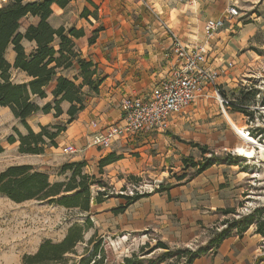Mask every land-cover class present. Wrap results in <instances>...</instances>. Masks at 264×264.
Here are the masks:
<instances>
[{"label":"crops","instance_id":"0c3cea01","mask_svg":"<svg viewBox=\"0 0 264 264\" xmlns=\"http://www.w3.org/2000/svg\"><path fill=\"white\" fill-rule=\"evenodd\" d=\"M204 1L188 0L185 3L182 0H75L74 3L80 12L88 8L92 13L88 19L80 18V14L73 11L65 12L59 6L54 5V13L49 19L54 28H67L73 23H76L78 25L76 28L79 27V29H90L91 24L103 27L101 35L99 34L100 37L98 36L94 44H90L87 37L75 40L83 56H90L91 60L98 65L103 82L99 93L86 97L85 109L56 139L57 147H47L44 154L32 156L40 157L39 161L46 162L62 148L65 153L68 146H74L78 152L71 156L70 161H85L88 164V162H98L108 154H115L120 159L104 168L106 176L115 180L116 175L144 174L145 167L150 166L156 156L162 158L163 162L172 160L173 163L176 162L175 165L182 164L186 158H192L195 161L207 158L208 154L203 155L199 148L193 147V143L207 147L214 153L236 151L238 141L228 139H138V141L119 139L106 150L94 145L106 127L121 121L123 116L121 103L124 97L146 96L167 76L173 60L170 52V30L177 34L184 43L197 45L204 41L203 30L206 21L211 18L224 17L223 11L217 14L210 7L200 8ZM206 2L209 4L211 0H206ZM73 17L75 20H72ZM23 21L36 24L38 19L27 17ZM234 21H229L231 26L216 34L207 45L210 50L211 67L220 74L226 70L223 66L227 52L225 38L229 32L235 33ZM30 24L25 28L22 25L20 32L24 34ZM23 45H28L31 49L35 47V43L26 40L23 41ZM6 56L10 63L14 62L13 48L8 49ZM66 73L68 71L63 72L64 75ZM23 75L26 77L25 74ZM53 88L54 85L48 89V97L43 99L47 101L43 102L42 106L52 101ZM203 102L202 97H197L195 102L182 114L188 115L192 111H197ZM194 107L197 109L195 110ZM63 115L56 118L54 113H38L30 119L34 118L40 128V126H47L60 120ZM179 116L172 117L170 128L173 126L178 130L181 125H184L185 116ZM16 128L22 134L27 133L24 127L16 126ZM246 128L249 126L246 125ZM15 144L19 146L18 142ZM154 150H157L155 154ZM58 159L66 161L63 158ZM252 162L259 161L252 160ZM86 168H90L89 165ZM163 174H168V172ZM259 176L258 172L241 169L237 164H218L190 181L183 180L181 185H173L165 194L142 198L122 213H114V209L126 204V201L120 197H112L101 204H93L92 212H97L98 227L104 229L100 236L106 239L108 235L106 231L120 232V237L123 238H120L119 244L123 245L131 233L148 228L162 232L168 224V215L172 212L176 213L177 208L179 211L186 209L183 213L191 214L195 220H198L197 216L200 214L190 209L207 203L214 204L215 199L210 201V195L213 197H218L219 194L230 195L235 198L227 203L220 201V204H216V208H221L225 204L230 207L235 206L239 197H243L248 182L250 180L261 181ZM196 223L194 222V225ZM196 227L191 229L193 237L198 235ZM191 230L188 231V235ZM185 238L183 236V239ZM192 264H264V237L256 233L255 225L242 235L234 232L221 243L215 253L201 256Z\"/></svg>","mask_w":264,"mask_h":264},{"label":"rangeland","instance_id":"374dc122","mask_svg":"<svg viewBox=\"0 0 264 264\" xmlns=\"http://www.w3.org/2000/svg\"><path fill=\"white\" fill-rule=\"evenodd\" d=\"M182 1L188 2V0ZM0 3H4V0ZM232 4L239 7L240 17L229 20L230 22L235 20L233 23L235 33L229 32L225 38L227 52L225 53L223 66L226 70L222 74L218 71L221 95L228 98L230 105L221 106L212 90L203 91L198 97H202L204 102L197 111H192L188 115L182 113L175 115L185 116L186 119L184 125H181L178 130L172 126L166 133H150L139 135L133 139L136 141L138 139L237 140L236 151L232 150L230 153L220 151L215 155L218 157L227 155H231L233 158L237 157L235 164L241 169L258 172L261 181L253 182V180H250L246 185L243 197H239V201L236 202L235 206L230 207L225 204L221 208H216V204H220V201L227 203V201L235 198L230 195L223 196L219 194L218 197L210 195V201L213 198L215 199L214 204L207 203L201 205V207L190 209L200 214L197 216L198 220H195V217L191 214L183 213L186 212V209L179 211L177 208L176 213L172 212L168 215V224L162 232L148 228L147 230L131 233L127 242L123 245L119 244L120 238H123L120 237V232L108 231V233L106 231L108 235L104 241L107 243L105 249L110 264H120L125 257H132L133 254L143 259V264H151L162 257L165 260L163 264H187L188 255L181 251H198L205 248L210 239L226 227V221L256 214L255 211H259L255 216L256 220H264V0H211L209 4L205 0L200 8L210 7L217 14H220L222 11L224 13L227 7ZM229 21L218 34L231 26ZM30 22L23 21V28ZM76 26L78 25L73 23L72 26H67V29ZM97 26L103 29L102 26ZM87 27L89 28V26ZM77 28L79 29V27ZM25 48L28 52L31 51L30 46L26 45ZM85 57L91 59L90 56ZM231 62L233 66H229ZM79 74V66L76 65L75 68L66 73V76L71 80H76ZM12 80L15 83H22L27 80V77L13 72ZM80 82L81 80L77 81V83ZM84 93L87 96H94V93H90L87 87L84 88ZM45 101L47 100L36 99L40 106ZM231 103L244 105L248 113L236 111ZM62 107L63 117L47 126L59 124L67 128L69 119L67 110L70 104L63 103ZM194 109L196 110L197 107H194ZM34 120L32 118L28 120V123L36 132H39L40 128ZM246 125L249 128H246ZM16 126L23 128L9 108L0 107V143L5 148V152L0 155V172L12 165L26 164L48 174L52 183L66 182L71 173L62 174L61 169L64 164L71 163L72 154L64 153V148H62L56 152L51 160L46 162L39 161L40 157L21 155L18 152L17 144L10 145L7 142L9 134L14 133L13 128ZM250 131L251 134L248 133ZM156 151H153L154 154ZM210 156L211 154H208V157ZM54 157L63 158L66 161ZM252 160L259 162L254 163ZM99 162L100 160L93 163L88 162V164L86 162L90 168L85 167L84 172L101 177ZM175 164L176 162L173 163L172 160L163 162L162 158L156 156L150 166L145 167L144 174L136 176L116 175L115 180L106 176L104 167V174L102 175L104 188L100 189L107 190L111 198H119L121 195L135 196L136 194L148 195L145 198H150L155 194L161 195L160 192H157L158 187L161 185L164 187L181 185L184 181H190L195 177H191L194 173L193 170H184L183 162L182 164ZM164 172H168V174H163ZM185 173L188 177L184 181L178 182L176 176ZM132 176L133 178H131ZM98 189L97 187L92 188L93 195H96ZM171 201L175 202V200ZM174 204L179 205L178 203ZM226 210H233L234 213L225 214L224 211ZM96 214V211L83 213L78 209H67L49 202L28 201L18 204L0 196V264H23L24 255L34 254L41 243L46 240L59 242L63 240L71 226L83 225L87 218H91L94 222V228L86 233L85 243L78 246L77 256H70V259L79 261L81 256L88 257L89 253H84L87 243L95 232L100 236L102 230H104L102 227H98ZM194 222L197 223L194 225ZM195 226H197V237L192 236L193 230L191 229ZM190 230L191 233L188 235ZM234 232L236 231L233 230L232 233ZM183 236L186 238L183 239ZM160 243L169 248V253L162 248H156ZM212 253L213 250H210L206 254L210 255Z\"/></svg>","mask_w":264,"mask_h":264},{"label":"trees","instance_id":"16d2710c","mask_svg":"<svg viewBox=\"0 0 264 264\" xmlns=\"http://www.w3.org/2000/svg\"><path fill=\"white\" fill-rule=\"evenodd\" d=\"M74 1L6 0L0 5V107L9 108L15 119L27 130L26 134H22L14 127V133L7 138L10 145L19 143L18 152L21 155H42L47 147H57L56 139L67 129L66 126L56 124L40 126V131L35 132L28 124V120L33 115L54 113L58 118L64 114L62 104L66 102L70 104L67 110L69 116L67 125H69L85 109L87 94L84 93V88L87 87L90 93L98 94L103 82L98 65L84 57L75 42L87 37L89 43L94 44L102 28L94 24H91L90 29L54 28L49 22L54 13V5L65 12L79 13L80 18L88 19L92 15L88 8L80 12ZM27 17L37 18L38 22L30 24L22 34L20 32L22 22ZM72 20H75V17ZM24 40L35 43V47L30 52L23 45ZM10 47L15 53L13 63H10L6 56ZM76 65L79 66L80 74L76 80H71L63 72L75 68ZM13 72L25 74L27 80L22 83L13 82ZM78 80L81 82L77 83ZM52 85H54L51 92L52 101L40 106L36 99H46L47 91ZM232 106L238 112L248 113L244 105L232 104ZM192 145L199 148L203 155L211 154L210 157H204L200 161L192 158L183 160L184 170L194 171L192 178L215 164L237 162V157L233 158L231 155L218 157L207 147L194 143ZM4 152L5 148L0 143V155ZM119 159L120 157L115 154H108L102 158L99 162L101 177L86 174L84 172L86 162L66 163L61 172L62 174L70 172L71 176L66 182L59 183H52L48 174L36 170L31 165H12L0 172V196L18 204L28 201L49 202L67 209L91 213L93 204H101L111 198L107 190L100 189L104 188L103 168ZM187 177L185 173L176 176V179L181 182ZM93 187L99 188L96 195H93ZM171 187L173 185L168 187L161 185L157 192L163 193ZM147 196L146 194L121 195L120 198L126 200V204L114 209V213L124 212L129 206ZM255 212L259 213V211ZM224 213L233 214L234 211L226 210ZM256 214L226 221V227L215 234L203 249L181 251L188 255L186 263L192 264L195 259L204 256L210 250L215 253L221 243L233 234V230L242 235L255 225L256 233L264 237V220H256ZM93 228L94 222L91 218H87L83 225L71 226L63 240L59 242L46 240L41 243L34 254L24 255L22 262L23 264H110L105 249L107 243L97 232L89 240L84 251L86 254L89 253V256H81L79 261L70 259V256H77L78 246L85 243L86 233ZM156 248H162L169 253V248L165 244L160 243ZM142 260L133 254L132 257H125L120 264H143ZM164 261L162 257L151 264H162Z\"/></svg>","mask_w":264,"mask_h":264},{"label":"built area","instance_id":"2783aa9c","mask_svg":"<svg viewBox=\"0 0 264 264\" xmlns=\"http://www.w3.org/2000/svg\"><path fill=\"white\" fill-rule=\"evenodd\" d=\"M196 1V0H192ZM240 17L237 5H230L224 17L208 19L204 25V41L189 45L170 30L173 57L167 76L146 96L129 95L123 98V116L120 122L109 125L94 143L100 149L110 148L119 139H133L150 133H166L173 116L183 113L199 94L212 90L221 106H229L228 98L221 95L218 73L211 67L208 43L222 30L227 21ZM233 66V63H229ZM251 134V131L248 132ZM76 154L74 146L66 148Z\"/></svg>","mask_w":264,"mask_h":264}]
</instances>
